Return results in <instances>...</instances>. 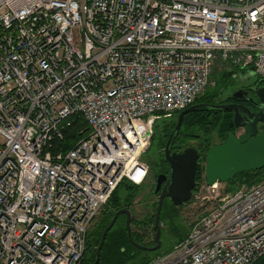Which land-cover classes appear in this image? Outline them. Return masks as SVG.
Masks as SVG:
<instances>
[{
  "label": "built area",
  "instance_id": "1",
  "mask_svg": "<svg viewBox=\"0 0 264 264\" xmlns=\"http://www.w3.org/2000/svg\"><path fill=\"white\" fill-rule=\"evenodd\" d=\"M235 69L264 80V0H0V264H80L117 185L149 177L152 121ZM222 184L149 264L264 258V179Z\"/></svg>",
  "mask_w": 264,
  "mask_h": 264
},
{
  "label": "trees",
  "instance_id": "2",
  "mask_svg": "<svg viewBox=\"0 0 264 264\" xmlns=\"http://www.w3.org/2000/svg\"><path fill=\"white\" fill-rule=\"evenodd\" d=\"M245 70L235 69L231 73L222 72L219 75L218 83L220 86L225 85L228 79V75L232 74H244ZM233 82V80H231ZM223 83V84H222ZM222 84V85H221ZM220 89L218 86L215 88L207 89L203 95L196 99L193 104H217L214 100L218 95ZM190 105V106H191ZM182 111V110H181ZM179 111V112H181ZM179 112L173 114L177 116ZM177 118V117H176ZM72 122L68 128V134L66 139L63 142L65 148H70L72 143L78 139V134L86 129V124L82 119L76 117L71 118ZM175 121L163 125L158 131L157 139L158 146L164 148L165 143L173 131L175 126ZM234 127L232 123V114L230 112H216L213 110H203L192 113H187L182 120V125L179 132L176 134L173 143L174 144H185L191 140L201 139V147L197 149L199 153L197 171L195 182L203 181L202 175L204 174V166L202 162H205L206 152L209 147H211V136L213 133L219 137V143H222L228 133H234ZM156 134H153L152 139ZM218 143V144H219ZM164 163H166L163 160ZM264 179V168L257 171L244 172L236 175L233 181L224 183L225 191L234 192L242 185L250 187L257 184L258 182ZM141 185H134L126 179H123L115 188L111 194L107 204L104 206L101 211L102 217L91 226L88 230L85 238V247L80 260V264H90L95 259L96 248L100 242V237L103 230L107 227L110 220L112 219L114 213L121 209H128L132 204L139 187ZM110 207V208H108ZM179 208L174 206L168 199H165L163 202L162 210L160 212L159 224L163 223L165 226L171 225L174 228L182 227L178 222V211ZM110 209V210H109ZM151 214L145 216L142 219H131L130 222V237L127 235V230L125 227L126 216L124 214L120 215L112 228L106 235L105 242L100 252V261L99 264H149L152 260L157 258L156 252H148L144 250H138L132 246L130 239L139 245L146 247L153 246V240L145 242L142 239V236L137 231L138 228L143 226H150L152 229V235L154 238V216ZM188 231L179 235V238L169 247V252L172 247L182 241ZM163 230H161L160 240L163 238ZM169 235V234H168ZM166 240V239H165ZM166 252V253H167ZM253 264H264V258H259Z\"/></svg>",
  "mask_w": 264,
  "mask_h": 264
},
{
  "label": "water",
  "instance_id": "3",
  "mask_svg": "<svg viewBox=\"0 0 264 264\" xmlns=\"http://www.w3.org/2000/svg\"><path fill=\"white\" fill-rule=\"evenodd\" d=\"M253 95L257 101L256 108L258 112L251 116L246 114L244 111L245 107L237 104H193L177 114L174 129L164 146V161L168 164V175L159 174L155 178L153 193L158 195V201L154 215L155 232L153 246L146 247L139 245L130 239V243L134 248L148 252L157 251L161 246L159 217L164 200L168 199L176 207L181 206L190 200L192 192L195 189L199 159L197 149L187 147L181 152H171V145L180 130L183 117L187 113L203 110H213L215 113L230 112L232 113L233 127L235 129H243V132L239 135L235 132L228 133L222 143L208 148L204 163V178L208 186L217 181L222 183L231 182L238 174L264 168V86L257 88L253 92ZM122 214L126 216L125 227L127 235L130 237V212L128 209L118 210L103 230L100 242L96 248L95 259L90 264H99L100 252L106 235L117 218Z\"/></svg>",
  "mask_w": 264,
  "mask_h": 264
},
{
  "label": "rangeland",
  "instance_id": "4",
  "mask_svg": "<svg viewBox=\"0 0 264 264\" xmlns=\"http://www.w3.org/2000/svg\"><path fill=\"white\" fill-rule=\"evenodd\" d=\"M221 72L222 71L219 70L218 71L215 70L213 72L212 80L214 81V86L210 87V88H215L216 86H218V88L220 89L217 97L214 100L216 103L222 102L226 98L228 93L232 92L233 88H236L241 84L238 81V79L235 80V78L233 77L234 74H232V76L231 75L227 76L230 81H226L225 85H222L223 84L222 83L221 84L222 86H220L218 83V78ZM240 76H242L243 78L247 77L243 73L240 74ZM248 76H252V74L250 73L248 74ZM231 80H233V82H231ZM176 117L177 116H174L172 114L169 117H161L152 121V126H151L152 136L150 139V144L146 153L142 157L143 161H145V163L148 165V168L150 170L149 177L143 182L142 186L139 187V191L137 192L132 204L130 205V207H128V210L131 215V219L133 218L142 219L145 216L155 214L158 196L154 195L153 190L155 185L156 172L159 171L157 167L159 166L160 163L162 164L164 160L163 149L158 146L157 135H158V131L163 125H167L168 123L175 121V119H177ZM154 133L156 135L152 139ZM239 134H241V130L238 131L237 135ZM201 141H202L201 139L192 140V142L189 141L185 144L178 145L177 149H179L180 151L183 150L185 147H194L196 149H199L201 147ZM219 141H220L219 137L216 135V133H213L211 136V143L218 144ZM202 163L204 166L205 162ZM202 178H204V174L202 175ZM201 184H202V180L197 181L195 184V189L196 186ZM220 187L221 189L225 190L224 183L222 184V186L220 185ZM194 190L192 195L193 201L189 202L188 204L181 205L177 209L178 211L177 222L182 227L174 228L171 225L165 226L163 223L159 224L160 229L163 230L164 234H163V238L160 240L161 246L157 250L158 252L157 256H161L165 254L168 251L169 247L179 238V235L183 234L185 232V229L186 231H188L191 223L195 221L199 216H201L207 210V206L205 203L201 202L199 199H195L196 193L194 192ZM102 213L98 215L94 223L98 221L100 217H102ZM137 231L142 236L143 241L149 242L153 240L152 229L150 226L140 227L137 229Z\"/></svg>",
  "mask_w": 264,
  "mask_h": 264
},
{
  "label": "flooded vegetation",
  "instance_id": "5",
  "mask_svg": "<svg viewBox=\"0 0 264 264\" xmlns=\"http://www.w3.org/2000/svg\"><path fill=\"white\" fill-rule=\"evenodd\" d=\"M235 80L238 79V81L241 83L238 87L233 88L232 92L228 93V95L226 96V98L222 101L219 102L217 104L214 105H227V104H237L240 106L245 107V112L248 116H251L254 113L258 112V109L256 108V99L254 98L253 92L259 88V87H263L264 86V81L261 79H257L254 76H247L246 78H243L242 76H237L234 77ZM232 114V113H231ZM243 118H245L244 115H242ZM235 129V128H234ZM262 129V128H261ZM241 130V133L243 132L242 128L239 129H235L234 132L238 133V131ZM192 142V140H191ZM178 144H174L172 143L171 145V152H181L183 150H179L177 149ZM163 156H164V148H163ZM157 169L159 171L156 172V176L159 174H164V175H168V164L162 162V164L160 163L159 166L157 167ZM150 170H148V174H149ZM155 188V185H154ZM154 191V190H153ZM156 195V194H154ZM158 196V195H157Z\"/></svg>",
  "mask_w": 264,
  "mask_h": 264
},
{
  "label": "crops",
  "instance_id": "6",
  "mask_svg": "<svg viewBox=\"0 0 264 264\" xmlns=\"http://www.w3.org/2000/svg\"><path fill=\"white\" fill-rule=\"evenodd\" d=\"M248 74H250L247 70H245L244 75L248 76ZM240 76V74H235L233 75V77H237Z\"/></svg>",
  "mask_w": 264,
  "mask_h": 264
}]
</instances>
